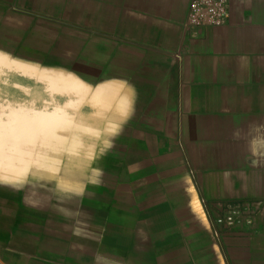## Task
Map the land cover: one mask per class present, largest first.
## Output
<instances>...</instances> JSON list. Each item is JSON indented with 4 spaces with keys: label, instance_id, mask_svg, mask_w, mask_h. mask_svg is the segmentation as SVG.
Listing matches in <instances>:
<instances>
[{
    "label": "crops",
    "instance_id": "obj_1",
    "mask_svg": "<svg viewBox=\"0 0 264 264\" xmlns=\"http://www.w3.org/2000/svg\"><path fill=\"white\" fill-rule=\"evenodd\" d=\"M64 1L35 16L82 34L84 76L113 114L114 171L143 199L98 264H233L235 250L264 264V0H229L221 26L189 25L191 0ZM226 202L253 223L222 247L208 224Z\"/></svg>",
    "mask_w": 264,
    "mask_h": 264
},
{
    "label": "rangeland",
    "instance_id": "obj_2",
    "mask_svg": "<svg viewBox=\"0 0 264 264\" xmlns=\"http://www.w3.org/2000/svg\"><path fill=\"white\" fill-rule=\"evenodd\" d=\"M52 2L0 0V264L112 262L131 203H143L114 171L113 114L84 76L82 34L67 41L35 16ZM222 208L235 223L213 216L208 229L223 247L253 220L241 202ZM239 253L226 261L242 264Z\"/></svg>",
    "mask_w": 264,
    "mask_h": 264
},
{
    "label": "built area",
    "instance_id": "obj_3",
    "mask_svg": "<svg viewBox=\"0 0 264 264\" xmlns=\"http://www.w3.org/2000/svg\"><path fill=\"white\" fill-rule=\"evenodd\" d=\"M230 20L229 0H191L188 24L191 26H221ZM236 215L232 209L218 216L217 223H235Z\"/></svg>",
    "mask_w": 264,
    "mask_h": 264
},
{
    "label": "snow or ice",
    "instance_id": "obj_4",
    "mask_svg": "<svg viewBox=\"0 0 264 264\" xmlns=\"http://www.w3.org/2000/svg\"><path fill=\"white\" fill-rule=\"evenodd\" d=\"M2 140H3V127H2V124H0V144H2Z\"/></svg>",
    "mask_w": 264,
    "mask_h": 264
}]
</instances>
